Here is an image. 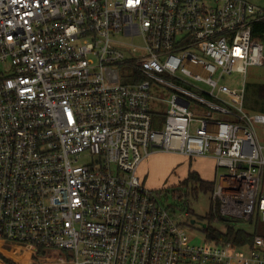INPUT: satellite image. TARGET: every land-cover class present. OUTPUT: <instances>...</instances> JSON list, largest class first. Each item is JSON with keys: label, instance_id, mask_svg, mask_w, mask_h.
<instances>
[{"label": "built area", "instance_id": "built-area-1", "mask_svg": "<svg viewBox=\"0 0 264 264\" xmlns=\"http://www.w3.org/2000/svg\"><path fill=\"white\" fill-rule=\"evenodd\" d=\"M261 23L247 0H0V240L57 254L41 264H264L260 236L184 247L187 212L138 175L159 151L213 157L214 210L264 221Z\"/></svg>", "mask_w": 264, "mask_h": 264}, {"label": "rangeland", "instance_id": "rangeland-1", "mask_svg": "<svg viewBox=\"0 0 264 264\" xmlns=\"http://www.w3.org/2000/svg\"><path fill=\"white\" fill-rule=\"evenodd\" d=\"M256 7L264 9V0H247ZM242 78V75L235 74L230 78V81L225 83L231 88L237 87ZM246 84H264V65L263 66H250L247 69ZM167 107H163L165 110ZM247 110V109H246ZM249 113H263L260 111L247 110ZM257 131L261 133V129L257 128ZM261 142H263V135L259 136ZM83 161H88V158H84ZM198 172L200 176L209 182L215 180V161L210 158H195L190 159L181 154L167 153V152H155L148 156L140 165L138 169V175L143 180L146 188L159 191L166 190L171 187L178 186L184 181L190 172ZM219 173H224L221 169ZM184 201H188L187 213L180 215L176 213L177 222L180 228L181 241L184 247L199 248L205 244H208L207 239L202 231L203 221L202 219L210 210L212 204L211 191H200L197 196L193 197L190 193L185 197ZM172 202V201H170ZM194 221V223H192ZM260 225H264V221L260 220ZM239 227H242L248 231L252 230V225L247 222H241ZM19 245L11 242L0 240V264H27V261L37 260L36 264L48 262L50 259L48 254L44 253V256L35 254L28 251L27 247H18ZM241 252H248L247 247L240 249ZM29 253V255L27 254ZM52 260L56 259L57 254L51 255ZM11 262V263H8ZM180 264H196L195 261H182Z\"/></svg>", "mask_w": 264, "mask_h": 264}, {"label": "trees", "instance_id": "trees-1", "mask_svg": "<svg viewBox=\"0 0 264 264\" xmlns=\"http://www.w3.org/2000/svg\"><path fill=\"white\" fill-rule=\"evenodd\" d=\"M254 36L264 43V23L254 26ZM245 108L252 111L264 112V84L247 85L245 93ZM214 182L204 180L198 172H190L188 177L178 186L166 189L171 195V209L178 211H189L188 201L185 197L190 193L193 197L197 196L200 191H213ZM216 208V207H215ZM261 218L255 215L248 224L252 225V230L248 231L239 224L242 221L236 218H226L219 215L217 208L214 210L212 202L210 210L202 219V231L210 242L232 243L236 247L253 248L254 239L260 236L264 239V225H260ZM11 263V262H8ZM27 264H36L37 260L27 261ZM12 264V263H11Z\"/></svg>", "mask_w": 264, "mask_h": 264}, {"label": "crops", "instance_id": "crops-1", "mask_svg": "<svg viewBox=\"0 0 264 264\" xmlns=\"http://www.w3.org/2000/svg\"><path fill=\"white\" fill-rule=\"evenodd\" d=\"M202 158H203V159H204V158L214 159L213 157H210V156H208V157H200V159H202ZM144 160H145V159H144ZM214 161H215V160H214ZM240 249H241V248H240ZM240 249L237 250V251H238V254H239V255H240V254H241V255L245 254V252H241ZM238 264H242V263H241V262H238Z\"/></svg>", "mask_w": 264, "mask_h": 264}, {"label": "water", "instance_id": "water-1", "mask_svg": "<svg viewBox=\"0 0 264 264\" xmlns=\"http://www.w3.org/2000/svg\"><path fill=\"white\" fill-rule=\"evenodd\" d=\"M192 223H194V221H192ZM204 226V225H203Z\"/></svg>", "mask_w": 264, "mask_h": 264}]
</instances>
